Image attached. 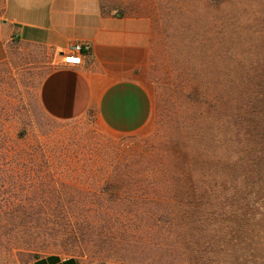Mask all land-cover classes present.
I'll return each instance as SVG.
<instances>
[{
    "label": "rangeland",
    "instance_id": "rangeland-1",
    "mask_svg": "<svg viewBox=\"0 0 264 264\" xmlns=\"http://www.w3.org/2000/svg\"><path fill=\"white\" fill-rule=\"evenodd\" d=\"M259 2L264 18V0ZM3 4L0 0V15ZM111 5L122 15L147 19L151 30V55L141 72L151 113L132 134L103 129L90 110L72 121L47 117L38 102L39 85L62 58L7 35L0 19V124L10 129L11 140L20 134L39 149L21 160L26 165L20 172L28 174L14 173L12 157L0 160V223L10 224L0 228V264H28L46 255L88 264H141L132 260L124 236L98 224L104 218L99 207L130 201L110 183L115 166L123 172L169 173L182 158L173 139L174 113L190 106L188 80L202 76L204 59L264 58V19L254 22L260 15L221 30L209 22L216 10L208 0H111ZM261 206L259 217L237 221L247 230L245 237L227 235L220 264H264Z\"/></svg>",
    "mask_w": 264,
    "mask_h": 264
},
{
    "label": "trees",
    "instance_id": "trees-1",
    "mask_svg": "<svg viewBox=\"0 0 264 264\" xmlns=\"http://www.w3.org/2000/svg\"><path fill=\"white\" fill-rule=\"evenodd\" d=\"M247 1L208 0L216 10L210 24L224 30L249 14L261 16L259 0ZM202 70L188 80L190 106L174 113L173 139L182 158L161 176L123 172L116 165L110 183L130 201L99 207L104 218L98 224L125 237L136 263L220 264L227 235H247L237 221L253 220L263 210L264 58H205ZM10 134L0 124V160L12 157L14 173L28 174L20 172L26 165L21 160L39 149Z\"/></svg>",
    "mask_w": 264,
    "mask_h": 264
},
{
    "label": "crops",
    "instance_id": "crops-1",
    "mask_svg": "<svg viewBox=\"0 0 264 264\" xmlns=\"http://www.w3.org/2000/svg\"><path fill=\"white\" fill-rule=\"evenodd\" d=\"M0 19L7 35L54 58L72 43L90 45L80 65L59 61L41 81L38 102L47 117L72 121L90 110L100 127L120 134L147 124L151 98L141 74L151 55L147 19L122 15L111 0H4ZM28 264L88 263L46 255Z\"/></svg>",
    "mask_w": 264,
    "mask_h": 264
},
{
    "label": "built area",
    "instance_id": "built-area-1",
    "mask_svg": "<svg viewBox=\"0 0 264 264\" xmlns=\"http://www.w3.org/2000/svg\"><path fill=\"white\" fill-rule=\"evenodd\" d=\"M90 51V45L88 43H72L66 51L60 54L62 58V64L77 66L81 64L83 57Z\"/></svg>",
    "mask_w": 264,
    "mask_h": 264
}]
</instances>
